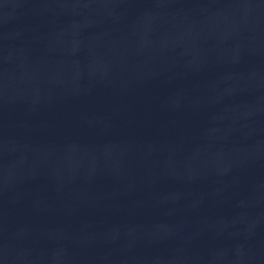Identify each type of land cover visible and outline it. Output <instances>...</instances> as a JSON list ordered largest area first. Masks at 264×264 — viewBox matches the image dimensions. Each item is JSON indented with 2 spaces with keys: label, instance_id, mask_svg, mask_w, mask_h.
<instances>
[{
  "label": "water",
  "instance_id": "1",
  "mask_svg": "<svg viewBox=\"0 0 264 264\" xmlns=\"http://www.w3.org/2000/svg\"><path fill=\"white\" fill-rule=\"evenodd\" d=\"M264 223V0H0V264Z\"/></svg>",
  "mask_w": 264,
  "mask_h": 264
}]
</instances>
